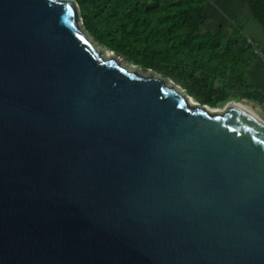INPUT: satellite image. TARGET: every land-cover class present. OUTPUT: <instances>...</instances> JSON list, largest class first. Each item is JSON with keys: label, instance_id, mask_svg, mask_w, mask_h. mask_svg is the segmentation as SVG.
<instances>
[{"label": "water", "instance_id": "water-1", "mask_svg": "<svg viewBox=\"0 0 264 264\" xmlns=\"http://www.w3.org/2000/svg\"><path fill=\"white\" fill-rule=\"evenodd\" d=\"M79 21L0 0V264H264V127L101 56Z\"/></svg>", "mask_w": 264, "mask_h": 264}, {"label": "trees", "instance_id": "trees-1", "mask_svg": "<svg viewBox=\"0 0 264 264\" xmlns=\"http://www.w3.org/2000/svg\"><path fill=\"white\" fill-rule=\"evenodd\" d=\"M73 1L97 45L173 81L199 105L244 99L264 111V83L247 76L256 56L240 27L208 15L210 0ZM244 2L264 28V0Z\"/></svg>", "mask_w": 264, "mask_h": 264}, {"label": "rangeland", "instance_id": "rangeland-1", "mask_svg": "<svg viewBox=\"0 0 264 264\" xmlns=\"http://www.w3.org/2000/svg\"><path fill=\"white\" fill-rule=\"evenodd\" d=\"M213 3L220 5V7L224 3L229 8L228 10H222V14H224L227 19H230L232 21V23H234V24L236 23L237 25L243 26V31H242L243 35H245L247 37V39H250L252 42H254L257 45V47L255 49V54L256 53L257 54L258 53L263 54V52H264V28L260 25V23L256 19L253 18V16L251 15V13L249 11V8L245 4L244 0H213ZM209 5H210V3H209ZM215 9H216V7L211 8V12H209L208 15H213L212 17L214 18L215 17L214 16ZM216 19H219V18L216 17ZM79 23L81 24V21H79ZM88 39L91 42V45L94 46L93 48L96 51L101 52V56H103L105 58H113V59L117 60L119 63H122V60L124 59L123 57L116 55L115 53L110 52L109 50L101 47L100 45H97L96 42L91 37H88ZM248 45L251 46L250 44H248ZM257 58L259 59V57H257ZM128 65L131 66V64H128ZM136 68L139 69L140 73H142L145 76H148V74H147V73H149L148 71L144 72L139 67H136ZM263 68H264V64H263ZM150 74L152 76H155V77H158V78L164 80L167 83V85L175 88L176 91L181 93V95L186 96V92L180 86L176 85L173 81H171L167 78H162L161 76H159L158 74L153 73V72H150ZM248 79L250 81V77H248ZM230 97H233V96H230ZM229 102H236V101L232 100V101H228L224 104L220 103V104H218L217 108H209L207 106H205V107H207L210 111H221L224 109L226 104H228ZM239 103H244L247 106H250L251 108H253L254 111L260 116V118L264 120V111L262 109H260V107L258 105L254 104V103H250L248 101H245L244 99L240 100Z\"/></svg>", "mask_w": 264, "mask_h": 264}, {"label": "crops", "instance_id": "crops-1", "mask_svg": "<svg viewBox=\"0 0 264 264\" xmlns=\"http://www.w3.org/2000/svg\"><path fill=\"white\" fill-rule=\"evenodd\" d=\"M214 7H216L215 12H214V16L215 17L213 18L212 17L213 15H209V16L214 19L213 20L214 22H215V20H217L220 23H225L226 22V17H225L224 14H222V10H228L229 8L224 3L220 7V5H217V4L213 3V0H210L208 13L211 12V8H214ZM216 17H218L219 19H216ZM228 21L232 22L230 19ZM235 25H237V24L235 23ZM237 27H240V29L243 31V26L237 25ZM253 54H254V52H253ZM263 54H264V52H263ZM257 57H255V59L249 64L247 76L250 77V81L251 82L256 83V84H263L264 83L263 61L260 58H259L260 59L259 60ZM245 101H247V100H245Z\"/></svg>", "mask_w": 264, "mask_h": 264}, {"label": "bare ground", "instance_id": "bare-ground-1", "mask_svg": "<svg viewBox=\"0 0 264 264\" xmlns=\"http://www.w3.org/2000/svg\"><path fill=\"white\" fill-rule=\"evenodd\" d=\"M93 47V46H92ZM96 51V50H95ZM97 52V51H96ZM176 91V89H175ZM178 94H181L180 92L176 91ZM190 103L195 104L196 102H194L192 99H189ZM242 102V101H241ZM235 103L233 104L230 109L234 110L240 114H242L243 116L251 119L254 122H257L258 124L262 125L264 127V120L260 118V116L254 111L253 108H251L250 106H247L244 103H239V102H232ZM255 108V107H254ZM216 112H222L221 111H216Z\"/></svg>", "mask_w": 264, "mask_h": 264}, {"label": "built area", "instance_id": "built-area-1", "mask_svg": "<svg viewBox=\"0 0 264 264\" xmlns=\"http://www.w3.org/2000/svg\"><path fill=\"white\" fill-rule=\"evenodd\" d=\"M248 43L252 46V49H253L254 54H255V49H256L257 45L254 42H252L251 40H248ZM255 55H257L263 61V64H264V54H262V53L257 54L256 53Z\"/></svg>", "mask_w": 264, "mask_h": 264}, {"label": "clouds", "instance_id": "clouds-1", "mask_svg": "<svg viewBox=\"0 0 264 264\" xmlns=\"http://www.w3.org/2000/svg\"><path fill=\"white\" fill-rule=\"evenodd\" d=\"M248 40H250V39H247V38H246V42H247V44H249V43H248ZM250 47H251V46H250ZM251 48H252V47H251ZM253 52H254V51H253ZM256 56H257V55H256Z\"/></svg>", "mask_w": 264, "mask_h": 264}]
</instances>
